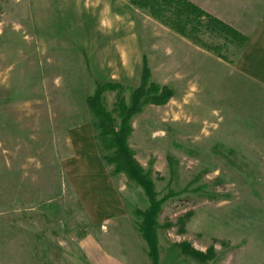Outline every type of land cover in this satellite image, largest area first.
Returning a JSON list of instances; mask_svg holds the SVG:
<instances>
[{
    "label": "rangeland",
    "instance_id": "obj_1",
    "mask_svg": "<svg viewBox=\"0 0 264 264\" xmlns=\"http://www.w3.org/2000/svg\"><path fill=\"white\" fill-rule=\"evenodd\" d=\"M202 43L130 0H0V264H87L79 241L91 233L128 264H152L134 215L147 197L107 164L87 105L114 85L103 101L120 125L144 59L150 82L175 93L145 105L128 140L163 200L161 264H264V99L231 74L239 44L220 55ZM81 190L103 209L85 208Z\"/></svg>",
    "mask_w": 264,
    "mask_h": 264
},
{
    "label": "trees",
    "instance_id": "obj_2",
    "mask_svg": "<svg viewBox=\"0 0 264 264\" xmlns=\"http://www.w3.org/2000/svg\"><path fill=\"white\" fill-rule=\"evenodd\" d=\"M139 9L149 11L152 18L169 27L181 36L201 42L200 36H207L211 39L221 40L223 45H210L202 43L208 51L216 54L222 53L228 44H239L242 48L247 39L239 32L223 23L222 21L207 14L199 7L188 0H130ZM206 21H205V20ZM220 57V56H219ZM222 58V56H221ZM151 71L148 62L144 59L142 83L131 96L130 105L124 100L119 103L120 125H117L113 115L107 110L103 94L114 85H98L94 95L87 99V105L97 120L99 130V140L105 152V160L109 166L114 167L115 174H124L128 181L135 186H139L148 200V208L145 211H136L135 216L141 218L139 226L140 234L145 242L148 255L152 264H161L159 239L157 235V216L161 212L163 200L157 199L154 185L143 167L135 158L128 140L132 134L131 120L142 111L147 104L157 106L166 105L175 93L168 87H161L150 82ZM173 162V159L170 158ZM182 246L184 253L189 251L195 256H204L189 245ZM209 253L213 249H208Z\"/></svg>",
    "mask_w": 264,
    "mask_h": 264
},
{
    "label": "crops",
    "instance_id": "obj_3",
    "mask_svg": "<svg viewBox=\"0 0 264 264\" xmlns=\"http://www.w3.org/2000/svg\"><path fill=\"white\" fill-rule=\"evenodd\" d=\"M211 2L213 5L215 3L216 9L214 7L212 10L208 2L206 5H202L192 1L193 4L207 14L246 37L247 42L245 46L240 48L236 68L233 72L231 71V74L236 76L235 72H238L241 92H247L249 97L264 99V0H212ZM229 66L232 69L231 64ZM93 193L97 196L92 195L89 197L90 193L88 191L81 190L79 192V198L84 203V207L89 206L92 209V205H95L94 209H103L105 205L103 201L99 206L91 202L93 199H98V193ZM101 193L104 192L101 191ZM93 219H96V222H92L94 224L105 223L110 220L109 215L95 216ZM131 239L136 240L137 235L131 233L129 240ZM130 245L128 246L129 253L132 249ZM79 248L83 252L87 264H128L125 257L121 256L120 253L110 252L112 249L103 244L97 234L91 233L83 237L79 241ZM133 252L139 253V257L142 256L140 249L133 248ZM132 263L137 264L134 259Z\"/></svg>",
    "mask_w": 264,
    "mask_h": 264
}]
</instances>
